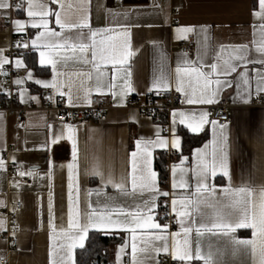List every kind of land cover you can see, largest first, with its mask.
I'll list each match as a JSON object with an SVG mask.
<instances>
[{
    "label": "crops",
    "instance_id": "obj_1",
    "mask_svg": "<svg viewBox=\"0 0 264 264\" xmlns=\"http://www.w3.org/2000/svg\"><path fill=\"white\" fill-rule=\"evenodd\" d=\"M0 2H8L13 5L9 9H0V50H3V55L12 61L9 64L12 65L15 73L13 81L9 75L0 74V104L10 94L13 84L17 91V103L36 109L26 114L28 120L26 126H21L16 116H9L0 109V157L7 161L6 172L0 171V201H3L5 205L0 206V220L4 221L6 229V231L0 230V261L5 260L7 264H50V251L53 252L51 259H55L56 252L60 251L59 246L65 243L62 237L53 234L49 228L48 202L49 194L52 193L55 223L58 226L61 224L66 226L69 193L67 165L72 162V143L66 138V129H63L65 138L61 139L59 143L51 145L50 151H45L42 148L45 141L50 143L53 137L60 134L63 125L70 124L76 130L79 169L78 177L73 182V196L75 198L78 187L81 212L84 211L86 202H91L94 207L105 204L130 207L141 202L142 197L138 194L139 189L133 193L130 182L127 184V194L119 193L111 185L105 187L98 177L89 174V170L95 165L105 175L112 173L116 178L130 173L131 152L136 150V139L141 136L154 138V132L157 129H162V136L167 137L172 120L171 113L174 110L194 112L199 115L201 111L211 113L214 106L226 105L231 116V121L227 123L231 186H240L242 182L250 183L258 191L259 187L264 185V107L255 104L256 101L264 99V94L260 98L256 97L255 72L252 71L259 69L260 65H248L250 77H253L251 81L253 97L248 105L242 104L237 97L234 82L232 88L222 91L219 103L212 105L183 103L181 108L165 113L166 124L161 121V117L154 119L136 109L127 107L130 97L147 98L152 96L160 99L159 105H165V98L169 94L177 93L174 85L170 91L161 92L159 95L152 91L154 70L158 68L161 58L165 60L168 69L175 68L178 58L192 61V58L182 53L180 49L182 43L190 37L194 38L196 45L193 61L196 60L198 46L205 43V36H207V43L216 49L222 45L243 44H248L254 49L253 41L259 39L261 21L253 16V11L258 10V7H254L253 0H160L157 3L152 0H63L66 5L65 15L72 22H75L81 14L90 11V25L93 30L110 28L113 29L112 34H118L127 28L130 32L131 50L134 55L129 58L127 65L118 67H127L131 72L134 91L124 98L122 105L119 96L114 98L110 94H97L95 74L93 73V80H87L85 77L77 75L80 72H87L89 69L72 62L60 69L61 75L58 77L61 82L70 81L72 83L71 105L67 87L62 89L66 94L60 96L55 90L43 88L30 79H27L23 85L17 86L14 83L15 79L27 77V72L25 68L19 70L15 68L14 60L16 58L24 60L26 68L32 71L35 78L51 81L53 77L50 68H41L39 53L31 51L30 47L23 50V56L18 55L10 58V49L15 37L19 35L15 31L13 22L15 20L27 21L28 17L23 10L24 0H0ZM17 4L22 5L19 11L15 7ZM81 5L84 13L78 11ZM52 6L56 7V5ZM125 13L128 15L125 16ZM253 25L256 26L255 29ZM185 26L194 27L195 31L188 33L186 39H182L175 29ZM50 27L56 26L53 23ZM202 28L206 29V32H201ZM56 30L59 31V28ZM35 31L31 28L26 29L24 42L30 43V40L34 39ZM81 32L84 41L87 42L88 29H74L72 32H65L64 35L70 36L73 42H79ZM104 35H108V33H104ZM99 38L97 37V39ZM25 54L36 56L39 71L36 72L35 69L28 66ZM9 64H6L4 68ZM104 71L106 72L105 84L112 75L116 76L115 83L118 86L123 83L121 78L124 76V72L122 70L114 73L112 65L109 64L104 68ZM228 79H232V77H228ZM82 81L84 88L92 89L89 96L92 101L91 105L83 99L84 92L80 90ZM21 89H26L23 93V103L20 101ZM104 91L107 93L106 87ZM31 97H36V99H31ZM63 98L66 99V104L69 107L103 106L105 110L95 112L94 117L89 120L75 123L59 122L56 119V112L47 113L39 110L48 103L58 104ZM182 98L185 99L183 96ZM234 98H236L235 102ZM1 100L3 101L1 102ZM102 113L107 116L105 120H100ZM132 117H135L138 122L133 123ZM180 128H184L183 125H180ZM203 133L209 135L205 144L211 145L213 139L211 125H206L199 134H191L202 135ZM205 144L198 148H203ZM196 149L188 156L189 160L185 162V167L195 165L193 154ZM159 152L167 153L170 159L168 186L162 187L157 176L158 186L161 191H168L171 194L173 192L171 166L180 164V154L175 153L174 150L157 149L153 153V169L155 171V159ZM13 158L16 165L12 162ZM49 160L52 162L51 165ZM33 168L37 170L35 179L32 176L17 175L18 171L28 172ZM14 183H18L19 187H14ZM190 183L192 184L191 189L188 191L177 189L174 194L176 196L191 195L195 190V181H190ZM209 185L215 188L216 194L219 196L222 190L229 186V180L218 172L214 178L210 179ZM89 193H91L90 196ZM171 198L172 195L167 198L162 196L159 198L158 207L155 209V220L161 224H167L159 221L161 206L166 204L167 213L173 218V224L172 226L168 225V231L175 232L179 228L176 218L171 214ZM17 203L22 204V209H16ZM61 217H63V221ZM13 229H15V237L12 235ZM242 233L249 234L245 236ZM235 235L240 239H252L251 231L248 229H238ZM108 236L123 238L121 244L114 246L109 251L113 264H129L131 259L130 234L117 232ZM200 239L204 251H207L208 246L211 245L213 251L220 250L224 253L221 257L223 264H252L251 256L243 249L233 255L232 245L222 235L206 233ZM13 240L17 241L16 245L13 244ZM86 242L87 240L85 244ZM122 246H125L124 252H121ZM137 247H142L139 239ZM79 249H74L72 253L75 264L76 252ZM155 261H159V264H176L170 255L164 253L155 257ZM155 261L152 264H155ZM193 264H202V261H194Z\"/></svg>",
    "mask_w": 264,
    "mask_h": 264
},
{
    "label": "snow or ice",
    "instance_id": "obj_2",
    "mask_svg": "<svg viewBox=\"0 0 264 264\" xmlns=\"http://www.w3.org/2000/svg\"><path fill=\"white\" fill-rule=\"evenodd\" d=\"M12 7L11 3L0 2V9ZM15 7L19 11L22 5L17 4ZM257 7L258 10L253 11V16L261 23L259 39L253 41L254 49L248 44L222 45L216 49L207 43V36H205V43L198 46L195 61L178 58L175 68L168 69L165 60L161 58L158 68L154 70L151 90L159 95L161 92L170 91L174 85L175 91L185 98L182 103L212 105L219 103L222 91L232 88L235 82L237 97L242 104L248 105L253 97L251 83L253 77H250L248 69V65L252 64L260 65L259 69L252 70L255 72L256 80L255 95L260 98L264 94V0H258ZM65 8L63 0H24L23 10L28 20H15L13 22L15 31L18 34L25 33L28 28L36 31L30 43L21 44L18 41L16 46L18 49L30 47L31 51L38 52L39 65L42 69L50 68L53 79L45 81L35 78L32 71L26 68L24 60L16 58L15 68L17 70L25 68L27 77H18L14 83L20 86L30 79L43 88L55 90L60 96L66 94L62 89L67 87L71 105L72 83L70 81L61 82L58 77L61 75L60 69L72 62L89 69L77 75L93 80V73L95 74L97 94H110L114 98L119 96L122 105L124 98L134 91L131 72L127 67H118L127 65L129 58L134 55L131 50L130 32L127 28L118 34H112L113 29L110 28L93 30L90 25V11L84 13L81 5L78 11L84 14L72 22L65 15ZM53 23L56 27H50ZM253 27L256 28L255 25ZM56 28H59V31ZM74 29H88V41H84L82 32L79 34V42H73L70 36L64 35L65 32H72ZM194 31V27L191 26L175 29L182 39H186L187 34ZM200 31L206 32V29L202 28ZM97 37L100 38L97 39ZM20 55L23 56L24 53L21 52ZM9 63L12 61L3 55V50H0V74L6 75L3 69ZM109 64L112 65L114 73L121 70L124 72L121 78L123 83L120 86L115 83V75L109 77L105 84L104 68ZM105 87L107 93L104 91ZM80 90L84 92L85 102L91 105L92 101L89 96L92 89L84 88L82 81ZM24 91L26 89L20 91L21 103L24 102ZM31 99H36V97H31ZM210 115L208 111H201L197 115L194 112L174 110L171 113L172 120L167 137L162 136V129H157L154 132V138L141 136L136 139V150L131 152V171L126 175L119 178L112 173L105 175L95 165L89 170V174L98 177L105 187L111 185L119 193L127 194L129 182L133 193L139 189L138 194L142 200L130 207L118 204L94 207L91 202H86L85 209L81 212L78 187L75 198L73 196V182L78 177L79 169L76 130L70 124L63 125L58 136L53 137L50 143L45 141L42 148L50 151L51 145L65 138L63 129H66V138L72 143V162L67 165L69 193L66 226L64 224L58 226L55 223L52 193L49 194V228L53 234L62 237L65 241L59 246L60 251L56 252L55 259H51L53 252L50 251V264H69V262L75 264L72 259L73 250L85 247L90 231L99 232L105 236L117 232L130 234L131 259L129 264H152L155 257L161 253L170 255L176 264H193L194 261H202V264H223L221 259L223 252L213 251L211 245L208 246L207 251H204L200 238L206 233L226 237L232 245L233 255L243 249L251 256L252 264H264V185H261L258 191L250 183L242 182L240 186H231L228 125L220 123L219 120H209ZM132 122L137 123L138 121L132 117ZM180 125L193 134H199L206 125H211L213 131L211 145L205 144L203 148L195 150L194 166H184L189 157L183 155L181 151ZM157 149L174 150L175 153L180 154V164L171 166V188L173 190L171 194L168 191H161L158 186V174L153 169V153ZM12 162L16 165L14 158ZM49 163L51 165V160ZM6 164L7 161L0 157V171L6 172ZM36 171L35 168L28 172L18 171L17 175L32 176L35 179ZM218 172L229 180V186L224 188L219 196L215 188L209 185L210 179L214 178ZM190 181H195V190L191 195L176 196L174 194L177 189L184 191L191 189ZM13 186L19 187V184L14 183ZM88 195L90 196L91 193ZM170 195H172L171 214L176 218L179 228L175 232L168 231V224H161L155 220L157 201L161 196L167 198ZM0 206H5L3 201H0ZM61 220L63 221V217ZM238 229L250 230L252 239L238 238L235 235ZM0 230L6 231L3 220H0ZM12 235L15 237V229ZM138 239L142 243L140 248L137 247ZM124 249L125 246H122L121 252H124ZM155 264H159V261H155Z\"/></svg>",
    "mask_w": 264,
    "mask_h": 264
},
{
    "label": "built area",
    "instance_id": "obj_3",
    "mask_svg": "<svg viewBox=\"0 0 264 264\" xmlns=\"http://www.w3.org/2000/svg\"><path fill=\"white\" fill-rule=\"evenodd\" d=\"M153 2L157 3L160 0H152ZM26 40V35L24 33L19 34L15 37L13 45L10 49V58L20 55L23 52V48H17V42L20 41L21 44ZM195 40L193 37L188 38L184 41L180 47L181 52L185 55H188L194 60L195 55ZM4 72L13 78L15 76L14 69L12 65H7L4 68ZM159 100L154 97H147V98H139V97H130L127 107L129 109H136L141 113L154 118L159 119V114L162 112L169 113L170 111L181 108L183 106V98L182 95L179 93H172L169 94L167 98H165V105H159ZM259 107H264V99L256 101L255 103ZM227 106H214L211 109V116L210 120H219L220 123H229L231 121V116L227 110ZM0 109H2L7 115L9 116H16L19 124L21 126H26L28 120L26 118V114L29 111L36 110L33 109L31 106L19 104L17 103V91L14 85H11L10 94L7 96L5 101L0 104ZM39 110H43L47 113L56 112L57 113V121L65 122V123H75L78 121L89 120L94 117L95 112H103L105 108L103 106L97 107H86V108H73L69 107L66 104V99L63 98L58 104L48 103L44 107L40 108ZM107 116L102 113L100 116V120H105ZM164 203V202H163ZM16 209H22V204L17 203ZM161 209L163 210L162 213H159V221L162 223H167L169 226L173 224V218L171 215L167 213V205L162 204ZM13 244L16 245L17 241L13 240ZM0 264H7L5 260H1ZM94 264V263H92Z\"/></svg>",
    "mask_w": 264,
    "mask_h": 264
},
{
    "label": "trees",
    "instance_id": "obj_4",
    "mask_svg": "<svg viewBox=\"0 0 264 264\" xmlns=\"http://www.w3.org/2000/svg\"><path fill=\"white\" fill-rule=\"evenodd\" d=\"M254 7H257V0H253ZM28 66L39 71L36 56L34 54H25ZM3 100H1L2 102ZM161 121L166 124L167 118L165 112L159 114ZM179 134L182 139V153L190 156L195 148L203 146L209 138L208 133L202 135H192L186 129L180 128ZM172 158V157H171ZM169 156L165 152H159L155 159V169L158 173L159 181L162 187L168 186L169 179ZM163 210L160 209V213ZM249 233H242L247 236ZM123 238L117 236H105L99 232H90L85 247L76 252V264H113L109 251L116 245L121 244Z\"/></svg>",
    "mask_w": 264,
    "mask_h": 264
}]
</instances>
